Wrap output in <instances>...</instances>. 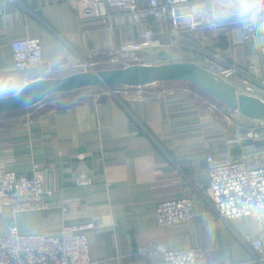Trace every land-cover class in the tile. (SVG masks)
<instances>
[{
    "label": "crops",
    "instance_id": "crops-1",
    "mask_svg": "<svg viewBox=\"0 0 264 264\" xmlns=\"http://www.w3.org/2000/svg\"><path fill=\"white\" fill-rule=\"evenodd\" d=\"M78 8L66 0H0V96L35 79L84 71L80 65L85 60L96 63L98 70L112 68L109 58L128 49L146 27L167 46L154 53L139 51L142 63L194 61L203 50L215 51L241 67V78L264 79L258 47L252 41H234L235 13L225 15L218 28L190 30L186 20L134 23L122 9H113L111 19L84 23ZM172 27L184 29V40L173 37ZM26 37L42 40L43 62L18 71L10 42ZM174 81H158L144 90L174 88ZM100 89L54 93L35 111L8 121L0 117V163L19 172L38 166L50 192L44 209L14 214L3 208L0 232L7 234L11 223L20 234L48 236L59 235L65 225L83 226L90 257L99 264H147L137 251L148 242H162L168 249L201 246L207 264H260L237 236L257 233L264 224L248 215L231 219L228 227L203 193L210 185L208 155L223 161L245 154L251 165L264 163V123L241 117L237 124L235 115L227 121L226 113H211L183 92L139 99L135 89L98 95ZM254 94L264 99V87L258 85ZM249 128L260 135L246 137ZM237 137L241 143L233 141ZM80 153L93 180L90 186L75 182ZM185 176L192 183L185 184ZM184 194L195 199L194 218L158 226L157 205Z\"/></svg>",
    "mask_w": 264,
    "mask_h": 264
},
{
    "label": "built area",
    "instance_id": "built-area-1",
    "mask_svg": "<svg viewBox=\"0 0 264 264\" xmlns=\"http://www.w3.org/2000/svg\"><path fill=\"white\" fill-rule=\"evenodd\" d=\"M66 1L79 4L80 20L84 23L93 19H111L113 9H122L131 14L134 23H147L152 20H186L190 30L205 26L218 28L222 25L223 17L238 2V0ZM196 6H203V8L198 10ZM235 22L237 25L231 28L235 43L252 41L258 47L264 61V32L259 31L252 24L243 25L238 20ZM183 31L184 29L179 27H172L170 30L173 37L178 40H184ZM166 46L163 41L155 37L152 27H146L128 49L121 51L116 57L109 58L107 63H121L122 66L142 63L143 58L138 55L139 51L146 50V53H154ZM10 48L15 70L36 69L42 65L43 42L41 39L16 38L10 42ZM194 62L211 71L217 78H222L235 85L238 93L255 95L258 85L264 87V79L241 78V67L226 61L219 52L203 50L198 53ZM80 66L84 70H98L96 63L87 60ZM154 83L157 82L145 86L101 87L97 94H128L129 91L135 89V98L146 99L183 92L201 101L211 113H226L227 121H232V115H235L237 124L243 121L241 117L248 119L239 111L226 112L225 104L221 101L188 86L184 88L161 87L153 92L144 90V87ZM253 121L264 123L259 120ZM259 135L257 129L249 128L245 136L255 138ZM242 140L237 137L233 141L241 143ZM78 156L82 162L75 182L78 186H90L93 180L84 165L85 154L80 153ZM247 158L248 156L243 154L238 158L216 161L212 155H208L210 185L205 189L206 194L203 193V195L220 219L230 228H232L229 223L231 219L248 215H254L258 225L264 224V163L251 165ZM44 180V173L38 166L32 172H19L0 163V211L9 207L15 214L19 211L46 208L50 192L45 189ZM184 182L185 184L192 183L187 176ZM194 216L195 199L189 194L160 202L155 213L158 226L191 221ZM83 228V226L65 225L61 233L56 236L25 235L19 233L15 223H11L7 234L3 235L0 232V264H99L98 260L90 257L88 237L82 231ZM237 238L252 261L264 264V228L245 237L238 235ZM137 253L147 264H207L204 248L198 245L182 249H168L162 242H148L140 244ZM160 255H162V260L158 261Z\"/></svg>",
    "mask_w": 264,
    "mask_h": 264
},
{
    "label": "water",
    "instance_id": "water-1",
    "mask_svg": "<svg viewBox=\"0 0 264 264\" xmlns=\"http://www.w3.org/2000/svg\"><path fill=\"white\" fill-rule=\"evenodd\" d=\"M174 80L195 84L225 104L226 112L239 111L248 119L264 121V99L238 93L235 85L217 78L194 61L134 63L122 67L84 70L62 77L35 79L23 85L16 93L0 96V113L35 105L54 93L90 87L145 86L153 82Z\"/></svg>",
    "mask_w": 264,
    "mask_h": 264
},
{
    "label": "clouds",
    "instance_id": "clouds-1",
    "mask_svg": "<svg viewBox=\"0 0 264 264\" xmlns=\"http://www.w3.org/2000/svg\"><path fill=\"white\" fill-rule=\"evenodd\" d=\"M232 13L241 24H252L264 32V0H238L227 15L231 16Z\"/></svg>",
    "mask_w": 264,
    "mask_h": 264
},
{
    "label": "rangeland",
    "instance_id": "rangeland-1",
    "mask_svg": "<svg viewBox=\"0 0 264 264\" xmlns=\"http://www.w3.org/2000/svg\"><path fill=\"white\" fill-rule=\"evenodd\" d=\"M122 66V64H115V65H113V67H121ZM172 83H173V86L174 87H182V88H184V87H186V86H188V87H190V88H193V89H199L200 91H204V90H201L198 86H196L195 84H192V83H190V82H185V81H174V82H171V85H172ZM185 83H187V84H185ZM186 85V86H185ZM195 87H197V88H195ZM186 92H187V90H185ZM207 93V92H206ZM207 94H209V93H207ZM210 95V94H209ZM44 104V103H43ZM40 107H41V105H40ZM35 108V105H32V106H29V107H26V108H24V109H21V110H16V111H9V112H4V113H1L0 114V117H1V121L2 120H5V119H7V120H5V121H8V120H11V119H13V118H16V117H19V116H22V115H25L28 111H30V110H33ZM36 109H38V107H36ZM33 111H35V110H33Z\"/></svg>",
    "mask_w": 264,
    "mask_h": 264
}]
</instances>
